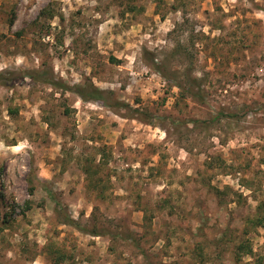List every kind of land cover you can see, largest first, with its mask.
Segmentation results:
<instances>
[{
  "label": "rangeland",
  "instance_id": "obj_1",
  "mask_svg": "<svg viewBox=\"0 0 264 264\" xmlns=\"http://www.w3.org/2000/svg\"><path fill=\"white\" fill-rule=\"evenodd\" d=\"M260 203L264 0H0V264H264Z\"/></svg>",
  "mask_w": 264,
  "mask_h": 264
},
{
  "label": "trees",
  "instance_id": "obj_2",
  "mask_svg": "<svg viewBox=\"0 0 264 264\" xmlns=\"http://www.w3.org/2000/svg\"><path fill=\"white\" fill-rule=\"evenodd\" d=\"M42 13H44V12L42 11ZM153 66H155V65H153ZM159 69L160 68L157 67L158 72L163 74L161 71H159ZM162 76H164V75H162ZM28 77L31 79H34V80H36L35 78H37V80L44 82V83H47V84L55 87L56 89L62 90L64 92L65 91H71L74 94H76L80 100H82L84 102H88L90 100H95L98 95L100 96L102 94V92L99 89H97L96 87H94L93 85H89V87H87V88L86 87H79V86L72 88V87H69L62 82L50 80L49 78L46 77L45 73H34V74L29 73ZM185 77H186L185 83L184 84L178 83V84H176V87L182 93H185L192 98L200 97V94L202 91H201L200 86L196 85V79L192 78L188 73H186ZM101 104H103V106H106L108 108L111 107L110 104L103 102V101L101 102ZM114 106L119 107L118 108L119 110H124L127 113L128 112L134 113L135 114L134 116L130 115L131 119H136V120H140L143 122H144V120H146L143 117V114L140 113V111H138L136 109H131L126 104L115 103ZM192 123L193 124L199 123V121H193ZM149 124H150V121H149ZM84 172L86 173V169L84 170ZM96 174H97V171H93V173H91V174L88 171V173L86 175V179H87L88 184L94 190H96L98 188V185H100L102 182V180H100L99 178H94L96 176ZM32 191H33V189L30 190V192H32ZM49 196H50L51 200L54 202L56 219L60 224L73 227L74 229L78 230L79 232H83V233L89 234L91 236H102V235L106 234V233H102V232L100 233V231H98L97 229H92L91 231H87V229L81 227V225L78 224L68 214L62 213L60 203L58 201H56L54 196H52L51 194H49ZM30 208H31V205L26 203L25 207L22 209V212H24L23 210L30 209ZM250 222L255 227H263L264 226V203H260L257 206L256 214H255L253 219H250ZM238 250H239V252L244 253V255H251L252 254V248L250 246H248L247 243H242L241 245H239ZM51 253L54 255V258H55L54 261L56 263H58L60 261V259H62L61 250L59 251L58 249H53V252H51Z\"/></svg>",
  "mask_w": 264,
  "mask_h": 264
}]
</instances>
